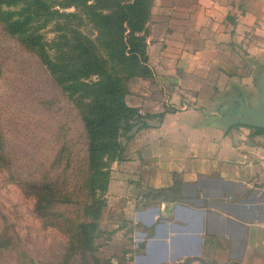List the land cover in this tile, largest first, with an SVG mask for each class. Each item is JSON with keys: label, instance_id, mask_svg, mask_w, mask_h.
Segmentation results:
<instances>
[{"label": "crops", "instance_id": "obj_1", "mask_svg": "<svg viewBox=\"0 0 264 264\" xmlns=\"http://www.w3.org/2000/svg\"><path fill=\"white\" fill-rule=\"evenodd\" d=\"M148 26L153 75L125 99L146 127L107 188L140 223L138 264H264V130L225 124L258 101L264 0H154Z\"/></svg>", "mask_w": 264, "mask_h": 264}, {"label": "trees", "instance_id": "obj_2", "mask_svg": "<svg viewBox=\"0 0 264 264\" xmlns=\"http://www.w3.org/2000/svg\"><path fill=\"white\" fill-rule=\"evenodd\" d=\"M153 1L0 0V26L33 52L57 87L78 102L87 138L80 181L64 144L46 166L21 178L15 174V160L0 131V171L8 173L9 182L33 201L32 213L65 236L64 260L78 255V235L79 245L90 247V231L96 226L86 220L90 211H99L101 201L95 197L107 191L110 167L122 159L121 139L127 141L146 127L144 117L125 99L131 80L153 75L146 55V26ZM71 7L80 13L61 12ZM54 18L87 19L95 37L81 30L67 35L57 30L56 38L47 43L39 29ZM72 171L76 174H70ZM12 245L11 238L0 235V253L13 252L20 257L21 252ZM18 258L16 263L23 264Z\"/></svg>", "mask_w": 264, "mask_h": 264}, {"label": "rangeland", "instance_id": "obj_3", "mask_svg": "<svg viewBox=\"0 0 264 264\" xmlns=\"http://www.w3.org/2000/svg\"><path fill=\"white\" fill-rule=\"evenodd\" d=\"M56 2L53 6L57 5ZM61 12L80 13L73 7ZM39 24L42 22L37 26ZM149 26L146 30H150ZM4 30L0 26V131L15 160V174L29 178V174L36 173L35 169L51 162L60 145L64 144L65 155L73 160L75 171L79 170L80 181L87 138L76 108L78 102L57 87L33 52ZM57 30L66 35L72 30H81L90 38L95 37L87 19L78 22L72 18H54L39 29V34L51 43L58 34ZM153 85L147 83L142 88L150 89ZM139 89L137 86L135 92L139 93ZM124 142L122 138L121 143ZM75 171L70 174H76ZM7 174L0 171V235L7 240L11 238L15 243L12 249L21 253L20 257L14 256L13 252L0 253V264H17L15 259L18 257L23 264L27 261L30 264H138L140 223L134 212L130 215L125 211L128 204L122 201V195L116 196L115 201L108 191L96 195L95 199L101 201L100 209L96 213L90 211L86 220L96 226L90 231L91 245H79L78 235V255L67 261L63 250L65 236L58 227L44 225L32 213L33 201L9 182Z\"/></svg>", "mask_w": 264, "mask_h": 264}, {"label": "water", "instance_id": "obj_4", "mask_svg": "<svg viewBox=\"0 0 264 264\" xmlns=\"http://www.w3.org/2000/svg\"><path fill=\"white\" fill-rule=\"evenodd\" d=\"M257 88L259 90L258 101L245 106L242 99H236L238 107L231 109V114L225 120L228 126H245L254 129L264 130V75L257 78Z\"/></svg>", "mask_w": 264, "mask_h": 264}]
</instances>
